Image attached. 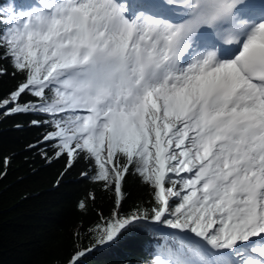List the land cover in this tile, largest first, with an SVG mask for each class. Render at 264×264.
I'll use <instances>...</instances> for the list:
<instances>
[{
    "label": "snow or ice",
    "instance_id": "1",
    "mask_svg": "<svg viewBox=\"0 0 264 264\" xmlns=\"http://www.w3.org/2000/svg\"><path fill=\"white\" fill-rule=\"evenodd\" d=\"M168 3L187 18L171 22L153 2L36 0L0 20V60L24 77L2 115L51 117L31 124L52 129L43 142L55 158L84 159L91 180L114 189L117 210L71 264L141 223L188 242L187 259L153 264H264V2ZM128 175L152 206L123 216Z\"/></svg>",
    "mask_w": 264,
    "mask_h": 264
},
{
    "label": "trees",
    "instance_id": "2",
    "mask_svg": "<svg viewBox=\"0 0 264 264\" xmlns=\"http://www.w3.org/2000/svg\"><path fill=\"white\" fill-rule=\"evenodd\" d=\"M35 3L0 0V20L9 7L19 13ZM0 65L8 68L7 74L0 76L2 99L24 77L13 76L7 60H0ZM32 99L23 97L24 101ZM50 118L35 114L4 116L0 110V264H71L79 250L95 243L89 229L117 210L114 189L105 190L103 182L92 181L93 172L84 159L68 167L66 155L55 158L51 144L43 142L52 129L46 124H31L34 119ZM86 172L87 176L82 175ZM123 191L120 215L152 206L151 189L137 176L125 177ZM81 201L86 204L84 210L79 207ZM179 202L173 198L170 203L175 207ZM151 224L141 223L124 231L115 243L89 253L83 264H153L157 256L169 261L188 258L187 241L177 234L158 231Z\"/></svg>",
    "mask_w": 264,
    "mask_h": 264
},
{
    "label": "rangeland",
    "instance_id": "3",
    "mask_svg": "<svg viewBox=\"0 0 264 264\" xmlns=\"http://www.w3.org/2000/svg\"><path fill=\"white\" fill-rule=\"evenodd\" d=\"M129 3V2H128ZM184 175H188V174H184ZM172 200H170V202H171ZM151 224V223H150ZM151 225H153V227L156 229V230H158V231H164V233H174V234H180V235H185V233H181L179 230H174V229H163V228H158L157 226H156V224L155 223H152ZM187 235H194V234H187ZM236 259H238V257H236ZM175 260H178V259H175ZM174 260V261H175Z\"/></svg>",
    "mask_w": 264,
    "mask_h": 264
},
{
    "label": "bare ground",
    "instance_id": "4",
    "mask_svg": "<svg viewBox=\"0 0 264 264\" xmlns=\"http://www.w3.org/2000/svg\"><path fill=\"white\" fill-rule=\"evenodd\" d=\"M123 2V1H122ZM126 2L128 3L129 2V4H133V5H139V4H137V2H142V0H126ZM141 4V3H140ZM167 9V8H166ZM161 10V9H160ZM179 236H181L182 238L185 236V235H180V234H178ZM190 236V235H189ZM227 251V250H226ZM233 259H236V257H234ZM236 260H239V258L238 259H236Z\"/></svg>",
    "mask_w": 264,
    "mask_h": 264
}]
</instances>
